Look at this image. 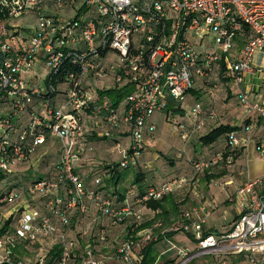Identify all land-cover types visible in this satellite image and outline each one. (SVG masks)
Masks as SVG:
<instances>
[{
    "label": "built area",
    "instance_id": "built-area-1",
    "mask_svg": "<svg viewBox=\"0 0 264 264\" xmlns=\"http://www.w3.org/2000/svg\"><path fill=\"white\" fill-rule=\"evenodd\" d=\"M0 13V172L10 175L28 164L48 138L60 148L57 178L28 188L31 200L42 199L39 207L30 205L19 190L0 200L10 208L3 216L13 221L12 232L0 234V264H33L15 259L14 251L22 244L49 248L48 253L58 245L60 255L50 264H75L79 250V264H107L100 244L106 242L109 228L127 219L140 221L146 202L182 189L189 179L173 178L143 195L129 191L134 202L127 199L115 206L104 193L85 189L76 173L83 155L93 150L88 137L95 133L111 139L120 168L136 167L146 137L156 131L152 118L167 99L182 103L199 90L214 104L222 82L241 86L252 71L253 58L264 53V0H0ZM21 19H31L32 28L20 24ZM110 88H130L117 108L98 94ZM237 100L245 118L227 135L229 151L192 160L194 175L217 165L231 167L237 153L248 157L251 148L264 156V94L252 99L250 92L240 91ZM92 104L101 105L87 116ZM191 116V125L175 126L184 145L180 156L216 112L197 103ZM118 131L128 137V145L112 139ZM102 181L98 176L93 184L102 186ZM228 200L239 212L225 233L204 237L205 218H199V209L184 213L182 221L160 233L194 237L193 250L176 248V264L203 256L226 264L223 260L237 255H246L249 264H264V179L251 178L246 167L245 181ZM86 201L107 220L97 234L93 230L99 219L88 215ZM76 212L81 229L72 237ZM136 238L156 241L158 235L148 229ZM139 244L132 237L123 240L116 257L124 264H138ZM37 264H45L44 259Z\"/></svg>",
    "mask_w": 264,
    "mask_h": 264
},
{
    "label": "crops",
    "instance_id": "crops-1",
    "mask_svg": "<svg viewBox=\"0 0 264 264\" xmlns=\"http://www.w3.org/2000/svg\"><path fill=\"white\" fill-rule=\"evenodd\" d=\"M219 89L220 90L217 93V98L214 104H212V101L209 99L207 92L199 90L191 92L187 96V99L190 101L189 106L185 108L184 105L181 104L182 112L179 114H174L176 123L174 126L172 124L171 125L175 128V126L180 122L185 123L187 126L191 125V123L194 122V118L191 116V110L197 103H201L204 110L214 109L216 112V118L214 120L206 121V124L203 130L200 132L199 137L194 138L189 145L184 147L185 153L181 156L179 154L184 145L179 137L177 130L175 129L177 135H173L174 128L170 124L164 123L161 127H158L157 123H155L152 118V122L156 125L157 131L154 136L146 137L145 147H148V151L149 148H151V150L153 148V150L146 152L144 149V152L142 153L139 160L140 169L139 171H137L138 173L141 172L144 175L143 177H145V179L141 185L133 186L132 184L134 182V174H130L128 176L129 179L126 183L122 182L119 184V189L122 191L125 190V195H127L128 190L131 188L137 189L138 192L142 193L141 191L146 190L149 186L153 185V182H162L165 181V179L170 180L179 176L180 174L182 175L187 172L188 169H190L192 160L209 158L225 146V136L219 138L216 143L210 146L203 145L200 142V137L207 135L208 133L221 126L238 127L242 124L243 118H245V113L242 107L238 104V100L236 98L237 96L235 97V94L240 91H247L251 93L252 99L264 94V53L257 54L253 58L252 71L245 75L244 83L241 84V86L236 87L234 85L225 84L222 82ZM228 96L229 100L227 101L226 99ZM187 110H189V112H187ZM166 115L168 114L166 113ZM253 120L256 126L260 128L261 121L258 119V116H253ZM88 123L90 126V122ZM88 140L89 145L92 146L93 150L90 153H87L81 159V161L76 166V171L81 173V176L84 175V178L81 177L82 181L87 190H90L94 189L95 186L93 185L92 180L94 175L91 178L89 174L92 175L93 172L96 173L111 164L117 163L120 159V156L117 153L112 152L111 140L100 141L96 139V137H88ZM113 140L121 142L124 145H128L129 143L128 137L121 131H118L114 134ZM48 144L52 143L49 142ZM168 158L173 160L174 166L172 168L166 165L165 160H167ZM246 167L248 168V172L251 178L264 179V156L259 155L254 150V148H251L248 157L242 156V158L238 160L234 166L225 171L224 176H220V178L211 181L209 186L201 184L199 185L196 192L192 191V195L190 196L191 201L189 202L190 204L187 205V207L183 211L192 212L193 209L200 210V213L198 214L199 218H205L204 223L202 224L203 234H221L230 230L232 222L238 215L239 209L234 202L231 203L228 200V197L235 194L236 190L245 181ZM223 171L224 169L222 170L221 168H217L214 170V172H216L215 174L218 175H221ZM146 172L148 174H145ZM126 186H128V188ZM109 190L110 192L111 190H113L116 193L115 187L112 186L109 189L108 187H106L104 192H108ZM216 201H219V203L217 204ZM9 209L10 208L8 207L5 208L3 214H7ZM142 213V219L144 220H151L155 216V212H151L148 209L146 211L143 209ZM94 217H97L98 219L100 218L99 221L101 223L102 217H100L97 212ZM195 217L196 216H194L193 220H196ZM105 222L106 221H103V223ZM75 224L77 226V229L71 230L72 237L76 236L81 229V226L78 224L77 218L75 219ZM145 230H148V228L143 229L142 231ZM125 232V226L112 228L108 234V241L105 245H102V249L110 250L112 247L110 245L112 237L121 234L122 238L124 239L126 236ZM181 234L182 232L176 234L171 238L170 241H166V243L172 242L173 239L179 241V236ZM173 244L174 243H172V245ZM45 245L47 246L48 243H45L43 246L45 247ZM176 246L178 247V245ZM178 248L188 249V247L185 245L179 246ZM137 249H140V244L138 245ZM167 249L163 250V253H161L160 255L167 253ZM112 256H107L109 258L107 259V264H113V262H111ZM174 256H177V251ZM117 260V263L123 264L119 259Z\"/></svg>",
    "mask_w": 264,
    "mask_h": 264
},
{
    "label": "trees",
    "instance_id": "trees-1",
    "mask_svg": "<svg viewBox=\"0 0 264 264\" xmlns=\"http://www.w3.org/2000/svg\"><path fill=\"white\" fill-rule=\"evenodd\" d=\"M2 17L3 16L0 13V18H2ZM221 67L224 70L223 61L221 62ZM129 93H130V88L129 89L128 88L123 89L122 91L121 90L120 91H116L115 89L110 88V89L101 90V91L98 92L99 96L102 97V98H107L111 102L110 105L112 107H114V108H117L120 105V103L126 98V96ZM236 96H237V94H235V97ZM226 100L227 101L229 100V96L227 97ZM173 102H175L176 104H171ZM181 104H182L181 102H176L174 100L167 99L166 104H164L163 111L166 112L167 109H171L170 110V112H172L171 114H173V115L175 113L179 114V113L182 112ZM100 105L101 104H92V108L86 111V115L87 116H92L94 107H98ZM51 106L53 107L54 104H50V107ZM167 114L168 115L165 114V119L166 120L168 119L170 113L167 112ZM180 123H183V122H180ZM238 127L221 126V127L217 128V129L213 130L212 132L208 133L207 135L200 137V142L203 145H205V146H210V145L216 143L219 140V138L225 136L226 144L220 150V152L221 151L222 152L223 151H227V150L229 151L227 135L229 133L233 132V131L238 130ZM156 131H157V127H156ZM156 131H155V133H156ZM155 133H154V135H155ZM114 134L115 133L112 134V139L114 137ZM199 135H200V133L197 134L196 137H199ZM90 137H94V138L96 137V139H98L100 141H109L108 139L97 137L95 133L91 134ZM51 140H53V139L48 138L47 142L45 143V145L48 144L49 142L52 143ZM111 142H112V140H111ZM38 151H37V153H38ZM218 152L219 151H217L216 153H218ZM87 153H90V152H87ZM44 154H46V152ZM215 154H213L211 157H213ZM85 155H83V157ZM41 156H43V155H41ZM211 157L206 158V159H200V160H209ZM241 158H242V154L241 153H237L235 155V157H234L235 162H234L233 166ZM48 160H49V156H44V157L41 158V162H43V161L46 162ZM119 161H120V159H119ZM119 161L117 163H115V164H111V165L107 166L104 169H101V171H98V172L101 173V175H97L99 173L98 172H96V173L94 172V174H95L94 177L92 178L93 175L90 176L92 178L93 182H94V179L96 177H98V176L102 177V179H103V181H102L103 185L102 186H95L93 184L95 186V188L94 189H90V190L100 191V192L104 193L109 199H111L113 201L115 206H123L127 199L130 201V203L134 202V198H129L128 197V193H127V195H125L126 194L125 190L122 191V190L119 189L120 188V186H119L120 183H122V182L126 183L127 180L129 179L128 176L130 174H134V182L132 184L133 186L134 185H141L143 183L144 179H145V177H143L144 175L141 172L140 173L142 175L137 172L140 169L139 168L140 161L138 162L136 167L130 166V167L125 168V169L120 168ZM165 161H166V165L168 167L172 168L174 166L173 160L168 158ZM59 162L60 161H59V157H58V160H57V162H56V164L54 165V168H53L54 171H55V176H53L51 178H42V177H39V176L37 177V175H36L37 179L31 180V183L28 186H25L21 179L17 180L16 178L12 179V178H8V177H10V176L16 177L15 173H17V171L19 169L25 168V166L27 167V165L29 163L24 165V166H22V167H19L15 172H13L10 175H6V174L0 172V200L7 193H9L10 191L19 190V191L23 192V197L24 198L30 200V203H31L30 205L35 206V207H39V205H40L39 203L42 202V199L36 200L38 203L35 205L34 204L35 200H31L29 195H28V188L30 186H32L33 184L37 183L40 180H47V181L48 180H55L57 178L58 171H59ZM231 167H227L225 165H217V166L211 168L210 170H207V171H205V172H203V173H201L199 175H194L193 174V170L191 169V165H190V169H188L187 172H185L182 175L180 174L179 176H177L178 178L179 177L188 178L189 179V183L187 185H185L180 190H177V191L172 192V193H167V194L163 195L162 197H160L159 199L149 200L148 202H146L142 206V211H143V209L145 211L148 209L151 212H155V216H154L153 219L144 220V219H142L143 215H142L140 221H136L134 219H127V220L123 221L121 224H119L117 226L115 225L113 227H110L109 231L112 228L125 226V228H126V232H125L126 236H125V238L123 240H125V239H127L129 237H132L135 240L139 241L140 250L137 249V247H138V245H137L136 251H138L139 254L142 256V260L138 264H158L160 259H162V264H176L177 263L176 262V258L177 257L174 256L173 254H171V250L173 249V250L177 251V249H179V248L176 247L177 248L176 249L175 247H170V248L167 249L166 246H161V243H163V242L166 243V241H170L173 236H175L176 234L181 233V232H169V231H167L163 235L160 234V233H162L164 230L165 231L168 230V228H170L171 226L177 224L179 221L183 220V218H182L183 214L186 213V212H189V211H183V210H185L187 205L190 204L189 202L191 201L190 196L192 195V191L196 192L198 187H199V185H201V184L209 186L211 181L220 178V176L221 177L224 176L225 171L228 170ZM217 168H221L222 170L224 169V171L221 173V175L215 174L216 172H214V170L217 169ZM28 169H30V166L27 167V169L25 168L24 171H26ZM35 169H37V167ZM76 173L79 175V177H80V179L82 181L81 177L84 178V175L81 176V174L79 172H77V171H76ZM145 174H148V173L146 172ZM177 177H175V178H177ZM5 178H8V179H6V183L5 184H2V181ZM170 180L165 179V181H162V182H160V181L159 182L157 181V183L153 182V185L149 186L146 190H142L141 191L142 193L138 192V190L134 189V188L129 189L128 192L129 191H133L135 194L143 195V194H145V192L148 189H150V188H159L161 185H163L164 183H166L167 181H170ZM196 180H197L196 187H194L193 183ZM82 184L85 187L83 181H82ZM111 186L115 187L116 193L113 190H111V192H110V190L108 192H104L106 187H108V189H109ZM126 187L128 188V186H126ZM85 189H87V188L85 187ZM86 203L89 206V211H90V208L91 209H95L90 202L86 201ZM7 207L9 208V206H7L6 204L0 203V234H4V233L9 232V231L12 232V229H13V227H12L13 221L10 218L6 219L3 216V211ZM96 212L98 213V215H100V213L97 210H96ZM88 215H89V213H88ZM77 217H78V212H76L75 216L72 218L70 227L73 226V224L75 223V219ZM100 217H101V215H100ZM91 218H97V217H91ZM102 220L106 221L105 223H107V220L105 218H101V223H100V221H98L97 225L94 226L93 233L96 232L94 234H97L99 232V230L102 228V224H103ZM156 223H160L161 224V226L159 228H157V229L153 227ZM96 227H99V228L97 230H95ZM147 228L148 229H153L154 233L158 235V239L156 241L144 242V241H140L139 238H136V233H138L139 231H142L143 229H147ZM71 230H72V228H71ZM109 231H108V234H109ZM108 234H107V238H108ZM182 234H184L185 237H187L192 243L195 244L196 241H195L194 237L191 234H189V233H182ZM207 235H208L207 233L203 234L204 237H206ZM107 241H108V239L106 240V242L104 244H100V249H102V245H105L107 243ZM81 244L83 245L84 242L81 241ZM22 246H26V245L22 244ZM20 247L21 246H18L16 248V250L14 251L15 256H16L17 251L20 249ZM165 249H167V251H166L167 253H165L163 255H160L161 253H163V250H165ZM59 255H60L59 246L56 245V246L52 247L50 252L47 255V257L49 259L48 263H51L52 260L54 258L58 257ZM206 257H210V256H203V257H200V258L193 259L187 264H209V262L206 259H202V258H206ZM211 257L214 258V260L216 262H218V264H222V260L221 259H218V258H216L214 256H211ZM232 257L236 258L235 260H233V264H249L246 255H237V256H232ZM255 258L258 259V256L255 257ZM260 258H262V257H260ZM223 261H225V263L227 264V260H223ZM239 261H241V262H239ZM242 261H244V262H242Z\"/></svg>",
    "mask_w": 264,
    "mask_h": 264
},
{
    "label": "rangeland",
    "instance_id": "rangeland-1",
    "mask_svg": "<svg viewBox=\"0 0 264 264\" xmlns=\"http://www.w3.org/2000/svg\"><path fill=\"white\" fill-rule=\"evenodd\" d=\"M50 13L53 14V15H55V12H50ZM60 15L62 17H65V18H69V17H72L73 16V13H70V14H64V13L62 14L61 13ZM19 23L22 24L27 29L28 28H32V26H33V22H32L31 19H21L19 21ZM25 35H26L25 31H22L21 37H23ZM14 43L15 42H11L12 45ZM171 104H176V103L173 102ZM182 104L184 105L185 108H187L189 106L190 101L187 99V97L184 100V102H182ZM170 110L171 109H167L166 112L162 110V111L157 112V113L154 114L153 120H154L155 123H157L158 127H161L164 123H167V124H170V125L172 124L173 126L175 125L176 118L174 117L173 114H171L172 112H170ZM167 112L170 113V115H169L168 120L166 121L165 120V114ZM187 112H189V110H187ZM243 120H244V118H243ZM175 129H176V127L173 130L174 131L173 132V135L176 134V130ZM51 141H52V144L53 145L52 144H46V145H44L43 147L40 148V150L33 157V159L30 160L29 164L27 165V167L30 166V169L24 171L25 168L27 169V167L25 166V168L19 169L17 171V173H15L16 177L10 176L8 178H12V179H15L16 178L17 180L18 179H21L22 182H23V184L25 186H28V185H30L31 180L37 179L38 176L39 177H42V178H51V177L55 176V171H54L53 168H54V165L56 164V162L58 160L60 148L58 147L59 144H58V142L56 140H51ZM150 150H151V148H149V151ZM152 150H153V148H152ZM145 151L146 152H149L148 151V147L147 148L145 147ZM45 152H46V154H44ZM41 155H43V156H41ZM44 156H49V160L46 161V162H44V161L41 162V158L44 157ZM36 167H37V169H35ZM98 173L99 174H97V175H101L100 172H98ZM36 175H37V177H36ZM92 175H95L94 172L92 173ZM89 176H91V174H89ZM8 178H5L2 181V184H5L6 183V179H8ZM37 203H38L37 201L34 202L35 205ZM216 203L218 204L219 201H216ZM220 213H221V211H220ZM89 215L91 217H94L96 215L95 210L90 208ZM71 228L73 230H76L77 229L76 224L74 223L73 226L70 227V229ZM98 228L99 227H96L95 230H97ZM94 233H96V232H94ZM179 237H180V240L179 241L176 240V239L175 240L173 239V241L170 242V243L169 242L168 243H164V242L161 243V246H166V248H170V247H175L176 248L177 247L176 245H178V247L185 245L190 250H193L195 248L194 243L190 242L187 239V237H184V234H181ZM122 240H123V238H122V235L121 234L120 235L119 234L118 235H115L114 237H112V240L110 242V245L112 246L110 250L109 249L108 250L100 249L101 254H103L106 257L109 256V255L110 256L113 255L112 258H111L112 259L111 262H113V264H119V263H117L118 260L116 259L115 256H116V249L118 248V246H119V244H120V242ZM109 241H110V239H109ZM172 243H174V244L172 245ZM40 248L41 247H39V245L30 246V247L21 246L20 249L16 253L15 259L22 260L25 263H33V264H37V261L38 260L44 259L45 264H50V263H48L49 262V259L47 257L49 248H43V249H40ZM138 250H140V249H138ZM175 253H176V250H173L172 249L171 250V254L174 255ZM81 255H82V250L76 251L74 253L75 264H79ZM177 259L178 258H176V261H177ZM202 259H206L209 262V264H218V262H216L214 260V258H212L211 256L210 257H206V258H202ZM235 259L236 258H234L232 256L231 257H228L227 258V264H233V260H235ZM239 262H241V261H239ZM242 262H244V261H242ZM158 264H162V259L159 260Z\"/></svg>",
    "mask_w": 264,
    "mask_h": 264
}]
</instances>
